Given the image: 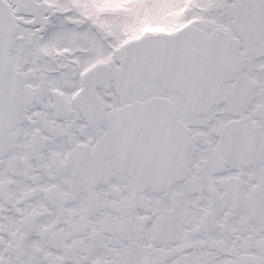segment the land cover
Wrapping results in <instances>:
<instances>
[{
    "label": "snow or ice",
    "instance_id": "snow-or-ice-1",
    "mask_svg": "<svg viewBox=\"0 0 264 264\" xmlns=\"http://www.w3.org/2000/svg\"><path fill=\"white\" fill-rule=\"evenodd\" d=\"M0 264H264V0H0Z\"/></svg>",
    "mask_w": 264,
    "mask_h": 264
}]
</instances>
